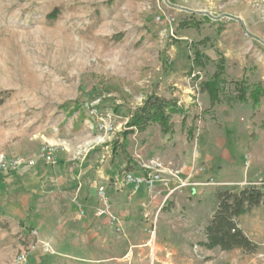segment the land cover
Segmentation results:
<instances>
[{"label": "rangeland", "instance_id": "1", "mask_svg": "<svg viewBox=\"0 0 264 264\" xmlns=\"http://www.w3.org/2000/svg\"><path fill=\"white\" fill-rule=\"evenodd\" d=\"M54 10L56 16L48 17ZM158 15H164L162 23L155 20ZM174 62L188 63V81L199 88L198 96L192 92L195 101L199 97L197 108L185 114L195 127L197 157L214 152L211 144L200 149L198 139L206 124L220 115L203 104L201 93L203 84L223 66L217 102L230 106L229 116L240 131L232 133V163L221 175L228 184L217 183V191L264 187V0H0V129H19L26 122L34 128L50 121L56 135L63 136L73 134L71 122L79 121L86 135L75 146L81 154L110 144L126 122L119 105L107 101L108 94L115 92L113 98L124 105L138 103L134 96L148 91L146 81L158 74L167 77ZM254 90L259 95L256 103L250 96ZM97 99L98 108L112 110L115 120L114 132L102 139L85 125L84 105ZM69 135L71 140L76 137ZM47 145L54 149L51 162L39 157ZM64 148L41 144L16 169L37 162L55 166L56 153ZM1 156L10 157L3 152ZM200 164L207 171L206 163ZM214 198L217 201L216 193ZM237 224L257 245L256 251H225L218 261L264 264V205L238 217Z\"/></svg>", "mask_w": 264, "mask_h": 264}, {"label": "crops", "instance_id": "2", "mask_svg": "<svg viewBox=\"0 0 264 264\" xmlns=\"http://www.w3.org/2000/svg\"><path fill=\"white\" fill-rule=\"evenodd\" d=\"M188 66L174 62L167 77H150L148 91L134 96L138 103L124 105L119 97L113 98V91L107 97L125 113V122L146 96L174 100L181 111L171 114L167 130L156 123L131 129L126 136L119 134L110 144L81 154L75 146L86 135L79 121L71 122L73 140L69 133L56 135L49 120L34 128L26 122L19 129H0L4 138L0 153L10 157L29 159L46 142L65 145L56 153L55 166L37 162L0 174V264H7L24 241L31 240L33 230L47 249L39 246L31 252L28 264H222L218 260L227 252L204 246L205 228L216 208L217 183L228 184L221 175L232 163L230 143L236 141L232 133L240 127L229 116L230 106L218 104V95L212 99L204 90L203 104L216 110L222 122L217 125L219 119L214 117L198 139L202 150L211 144L213 155L193 154L197 136L185 114L197 108L199 97L195 101L196 92L186 76ZM126 130L123 127L122 132ZM15 135L17 140L8 143ZM155 156L170 163L163 175L165 186L157 183L148 190L123 183L126 173L141 174V164ZM200 162L206 163L207 171L197 170ZM99 187L104 188L121 230L108 215H94L100 206Z\"/></svg>", "mask_w": 264, "mask_h": 264}, {"label": "trees", "instance_id": "3", "mask_svg": "<svg viewBox=\"0 0 264 264\" xmlns=\"http://www.w3.org/2000/svg\"><path fill=\"white\" fill-rule=\"evenodd\" d=\"M54 10L48 17H55ZM196 63L199 55L196 53ZM223 66H219L217 72L204 84V90L214 99L219 92L220 74ZM244 96V94L242 95ZM255 103L259 95L256 90L250 93ZM243 100V99H242ZM181 111L174 100H167L156 95H149L143 103L136 107L129 116L124 127L126 131L120 133L126 136L132 132L142 130L150 124H159L167 130L171 114ZM216 208L205 228L206 242L208 248H218L221 251L240 249L246 254L254 253L257 245L254 244L241 230L237 224V218L249 213L253 208L264 205V187L262 185H248L238 191L224 190L216 192Z\"/></svg>", "mask_w": 264, "mask_h": 264}, {"label": "built area", "instance_id": "4", "mask_svg": "<svg viewBox=\"0 0 264 264\" xmlns=\"http://www.w3.org/2000/svg\"><path fill=\"white\" fill-rule=\"evenodd\" d=\"M164 15H158L156 17L157 22H163L162 19ZM195 77V75H192ZM200 79V78H198ZM194 90L197 92L199 90L197 82L193 85ZM99 99L93 100L91 103H86L84 108L86 109L87 121H85V125L91 132H96L99 136V139L102 137L109 136L115 130V120L114 114L112 110H104L101 111L99 106ZM54 149L50 146H43L41 151L39 152V157L45 161L51 162L54 160L53 152ZM22 160L19 158L9 157V156H1L0 157V173L9 172L11 170L16 169ZM34 162L30 160L28 164L32 165ZM168 164H165L163 160L158 157H152L146 163L141 164L142 173L139 175H135L132 173H126L123 176L124 184H131L134 188H137L141 185H144L148 190L154 189L157 183H161L162 186L166 185V181L163 178V175L168 171ZM199 172H204V168L198 167ZM211 182V181H210ZM97 195L99 199V207L95 209L94 215H108L109 218L113 221V224L116 225L118 230H121V226L118 224L119 222L115 217L111 215V205L109 198L103 187H99L97 190ZM84 212L79 211V216H83ZM31 240L24 241L21 249L17 254H15L12 259L7 264H28V256L31 252L36 250L39 246H42L44 249H47V246L44 245L41 241H39L36 231L30 232Z\"/></svg>", "mask_w": 264, "mask_h": 264}]
</instances>
